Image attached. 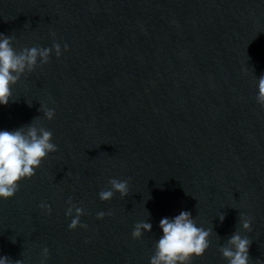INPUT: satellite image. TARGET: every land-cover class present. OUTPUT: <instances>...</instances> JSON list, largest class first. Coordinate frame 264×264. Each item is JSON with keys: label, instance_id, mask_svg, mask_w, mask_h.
<instances>
[{"label": "water", "instance_id": "obj_1", "mask_svg": "<svg viewBox=\"0 0 264 264\" xmlns=\"http://www.w3.org/2000/svg\"><path fill=\"white\" fill-rule=\"evenodd\" d=\"M0 33L18 52L62 49L0 106V130L37 119L58 147L0 199L10 264H41L44 248L46 264H150L160 220L181 211L212 229L192 264H228L220 248L237 230L264 264V0H0ZM113 178L129 192L102 201ZM69 200L87 229H69Z\"/></svg>", "mask_w": 264, "mask_h": 264}, {"label": "clouds", "instance_id": "obj_2", "mask_svg": "<svg viewBox=\"0 0 264 264\" xmlns=\"http://www.w3.org/2000/svg\"><path fill=\"white\" fill-rule=\"evenodd\" d=\"M53 48L56 57H61L60 44H54ZM53 48L32 47L18 52L12 45V38L0 33V106H7L13 99L12 88L23 74L34 71L38 64L49 62ZM67 50L68 46L65 45L63 51ZM257 102L264 106V76L258 79ZM42 107L48 120L55 118L54 109L46 105ZM57 151L53 133L37 119L16 130H0V199L14 198L20 183L32 178L49 154ZM109 183L110 187L99 193L102 201H110L116 193L122 197L127 196V180L113 178ZM68 203L66 216L70 218L69 229H87V225L81 222L85 214L83 208L76 206L71 200ZM40 208L51 214V206L47 203L42 202ZM105 215L100 212L97 219L103 220ZM219 218L223 222L225 216L221 214ZM240 224L243 232L251 230V221L241 215ZM159 227L162 235L155 243V253L150 258V264H192L194 258L203 257L210 247L212 229L198 226L190 211H181L172 218H162ZM152 230L153 225L149 220L138 222L134 226L132 237L141 239L145 232L151 233ZM250 246L251 240L237 230L220 251L228 264H250ZM42 256L41 264H46L48 248L43 249ZM0 264H10L9 258L0 255Z\"/></svg>", "mask_w": 264, "mask_h": 264}]
</instances>
